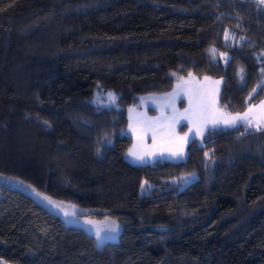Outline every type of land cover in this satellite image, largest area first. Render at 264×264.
Instances as JSON below:
<instances>
[{
	"label": "trees",
	"instance_id": "16d2710c",
	"mask_svg": "<svg viewBox=\"0 0 264 264\" xmlns=\"http://www.w3.org/2000/svg\"><path fill=\"white\" fill-rule=\"evenodd\" d=\"M189 77L221 80L228 115L264 99V7L0 0V176L121 225L97 247L1 188L3 264H264V124L209 128L182 162L127 160L128 109Z\"/></svg>",
	"mask_w": 264,
	"mask_h": 264
},
{
	"label": "crops",
	"instance_id": "0c3cea01",
	"mask_svg": "<svg viewBox=\"0 0 264 264\" xmlns=\"http://www.w3.org/2000/svg\"><path fill=\"white\" fill-rule=\"evenodd\" d=\"M221 80L218 79H195L192 77L184 79L179 85L182 86L180 95L175 100V106L178 112H184V109L189 107L188 94L192 90H198L206 102L213 114L216 116H223L230 118V116L221 111L217 106V100L221 89ZM178 85V84H177ZM177 85L171 91L164 94L146 95L140 98L136 106H132L128 109L127 118L128 125L127 130L132 137V144L129 150H135L144 155L143 160L134 159L128 155L127 160L134 165L144 166L152 164L155 161L163 160L169 162H182L187 157V146L193 140H200L204 136L205 132L209 128L225 127L231 128V126H225L223 123L213 126L212 123H208L204 126L202 134L196 135V129L192 124H189L188 120L180 119L179 123L175 125L174 131L170 130L166 125L160 126L156 131L155 143L153 142V134L150 131L141 143L138 139L140 135L139 129L135 132L133 127L138 121L145 118L156 119L172 116L171 108L167 107L168 94L174 93L177 90ZM264 104V99L256 104L248 107L245 111L240 113V116L247 114L245 120H237L236 126L245 125L248 128L257 127V124H264V108L261 105ZM131 109V111H129ZM251 121V124L248 121ZM192 129L189 132V129ZM188 133L186 141H180L179 137H184ZM135 146V147H134Z\"/></svg>",
	"mask_w": 264,
	"mask_h": 264
},
{
	"label": "snow or ice",
	"instance_id": "6c2138e0",
	"mask_svg": "<svg viewBox=\"0 0 264 264\" xmlns=\"http://www.w3.org/2000/svg\"><path fill=\"white\" fill-rule=\"evenodd\" d=\"M258 2L264 4V0H258ZM181 91H182V86L178 84L177 90L174 93L168 94L169 98L166 106L171 108L172 116L165 117L163 119L145 118L141 121H138L137 124L133 127L134 132L137 129H139L140 135L138 136V139L140 140L141 143L143 142L144 138L148 135L150 131L153 134V142L155 143L156 131L158 127L166 125L170 130L174 131L175 125L179 123L180 119L188 120L189 124H192L195 127L196 135H201L204 126L208 123H212L213 126L219 123H223L225 126L235 127L237 120H245L247 117V114H245L244 116H240L239 114H237L236 116H230V118H225L223 116H216L211 112L209 105L202 96V94L195 89L188 94L189 107L184 109V112L182 113L178 112L175 106V100L180 95ZM109 95H111V93ZM261 107L264 108V104H262ZM129 111H131V109ZM248 123L251 124V121L249 120ZM259 129H260V125L257 124V130ZM191 131L192 129L190 128L189 132ZM187 137H188V133H186L184 137H179L178 139L180 141H186ZM128 155L132 156L134 159L141 161L144 158V155L142 153L137 152L135 150H129ZM45 199L48 198L45 197ZM49 202L53 203L52 201ZM65 214L67 215V213ZM86 223L94 224L95 222L89 220L86 221ZM107 231L108 232L115 231V228H108ZM96 237L97 240L103 239V237L101 236L100 229H97ZM0 264H3L2 260H0Z\"/></svg>",
	"mask_w": 264,
	"mask_h": 264
},
{
	"label": "rangeland",
	"instance_id": "374dc122",
	"mask_svg": "<svg viewBox=\"0 0 264 264\" xmlns=\"http://www.w3.org/2000/svg\"><path fill=\"white\" fill-rule=\"evenodd\" d=\"M1 188L15 189L24 193L25 195L30 196L37 204L43 206L50 213L59 216L66 226L81 229L88 235L94 237L97 247H100L106 242H116L119 240L121 225L114 217L104 216L99 218L95 216H89L87 215L88 212L86 210H80L70 204L53 200L46 195L38 193L29 186L7 177L0 176V189ZM45 197L48 199H45ZM49 201H52L53 203H50ZM65 213H67V215ZM89 220L94 221L95 223H86V221ZM108 228H115V231L108 232ZM97 229H100L101 231V236L103 237L102 240H97Z\"/></svg>",
	"mask_w": 264,
	"mask_h": 264
},
{
	"label": "built area",
	"instance_id": "2783aa9c",
	"mask_svg": "<svg viewBox=\"0 0 264 264\" xmlns=\"http://www.w3.org/2000/svg\"><path fill=\"white\" fill-rule=\"evenodd\" d=\"M241 1H248V2H252L255 3L257 6H261L264 7V4L258 2V0H241Z\"/></svg>",
	"mask_w": 264,
	"mask_h": 264
}]
</instances>
